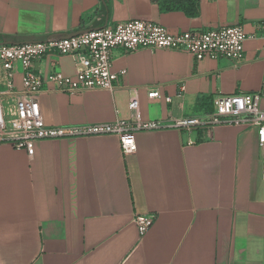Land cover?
I'll list each match as a JSON object with an SVG mask.
<instances>
[{
    "label": "crops",
    "instance_id": "1",
    "mask_svg": "<svg viewBox=\"0 0 264 264\" xmlns=\"http://www.w3.org/2000/svg\"><path fill=\"white\" fill-rule=\"evenodd\" d=\"M104 1V2H103ZM164 0H0V41L65 37L111 22L147 19L170 31L264 20V0H194L197 14L165 10ZM244 58H203L142 48L114 52L113 90L38 95L46 126L129 119L136 88L142 121L211 111L214 95L261 89L264 41H244ZM43 80L72 76L67 54L33 62ZM22 69L14 63L13 82ZM157 89L159 98H149ZM165 97H170L167 102ZM136 151L122 155L114 135L35 141L33 152L0 145V264H264V158L253 127L216 125L199 131L163 128L135 133ZM134 213H154L139 236Z\"/></svg>",
    "mask_w": 264,
    "mask_h": 264
},
{
    "label": "built area",
    "instance_id": "2",
    "mask_svg": "<svg viewBox=\"0 0 264 264\" xmlns=\"http://www.w3.org/2000/svg\"><path fill=\"white\" fill-rule=\"evenodd\" d=\"M264 41V20L247 33L242 25H220L211 28H190L170 31L167 27L147 19H128L108 23L69 37H45L28 42L0 41V145L33 152L35 141L63 137L114 135L118 138L122 155L136 151L135 133L142 130L173 128L178 131L196 130L202 137L216 125L253 127L264 158V110L260 108L261 89L214 95L211 111L202 115L161 121H142L136 88L130 89L129 119L74 125L46 126L41 117L38 95L44 81L52 90L70 94L87 90H113L119 86L118 75L111 70L115 51L128 53L142 48L183 51L195 62L203 58L229 59L240 62L244 58V41L249 38ZM49 53L67 54L74 61L72 76L55 70L43 80L34 70L33 62ZM22 69L21 85L14 82V63ZM149 98H159L157 89L148 92ZM169 102L170 97H165ZM154 213H134L132 221L142 236L151 226Z\"/></svg>",
    "mask_w": 264,
    "mask_h": 264
},
{
    "label": "trees",
    "instance_id": "3",
    "mask_svg": "<svg viewBox=\"0 0 264 264\" xmlns=\"http://www.w3.org/2000/svg\"><path fill=\"white\" fill-rule=\"evenodd\" d=\"M160 4L161 8L165 10L181 9L189 16H195L197 14L194 0H164Z\"/></svg>",
    "mask_w": 264,
    "mask_h": 264
},
{
    "label": "water",
    "instance_id": "4",
    "mask_svg": "<svg viewBox=\"0 0 264 264\" xmlns=\"http://www.w3.org/2000/svg\"><path fill=\"white\" fill-rule=\"evenodd\" d=\"M87 30H89V29H86V30H80V31H77V32H75V33H73V34L66 35L65 37H69V36H72V35H78V34L84 32V31H87ZM59 37H62V36H59ZM8 43H13V42L9 41Z\"/></svg>",
    "mask_w": 264,
    "mask_h": 264
}]
</instances>
